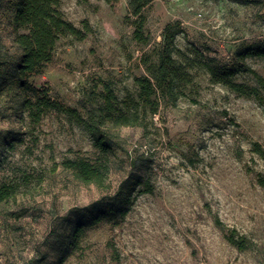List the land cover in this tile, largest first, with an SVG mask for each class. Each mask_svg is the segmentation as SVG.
I'll return each instance as SVG.
<instances>
[{"label":"rangeland","instance_id":"374dc122","mask_svg":"<svg viewBox=\"0 0 264 264\" xmlns=\"http://www.w3.org/2000/svg\"><path fill=\"white\" fill-rule=\"evenodd\" d=\"M18 1L0 0V132L16 141L11 152L0 148V182L31 180L0 206V264H264V159L253 151L264 152L262 107L193 70L175 104L159 94L157 112L146 111L142 126L112 131L109 190L79 184L61 163L93 158L89 136L53 110L32 123L25 94L8 90L19 54L12 33ZM60 10L92 32L61 37L29 83L83 116L101 103L103 83L119 100L136 98L134 77L157 65L168 27L177 49H196L222 66L264 44V0H148L145 44L133 38L129 0H61ZM246 63L264 77V58ZM236 80L251 83L247 75ZM118 189L130 197L125 217L90 225V206L117 207ZM78 221L84 234L72 246ZM232 231L245 249L228 242Z\"/></svg>","mask_w":264,"mask_h":264},{"label":"trees","instance_id":"16d2710c","mask_svg":"<svg viewBox=\"0 0 264 264\" xmlns=\"http://www.w3.org/2000/svg\"><path fill=\"white\" fill-rule=\"evenodd\" d=\"M106 3L116 0H104ZM245 1V0H233ZM148 0H129V9L136 17L133 38L139 43H147L144 36V17L142 11ZM61 0H19L12 21L13 40L18 49V58L10 62L13 76L8 84V90H16L25 94L22 107L27 111L32 123H38L42 115L49 110L64 115L67 120L90 138L95 156L93 158L76 157L64 159L61 166L68 171L73 179L84 186L93 185L99 191L107 192L110 188V153L112 150V131L121 127H139L143 125L146 111L155 114L158 110L157 95L168 99L172 103L184 96V89L192 83L193 70L204 69L213 83L222 84L240 96L254 99L264 110V77L250 68L246 61L252 58H264V44L249 45L244 51L236 55L231 66H222L212 59L205 58L198 50L177 49L174 40L175 33L166 28L164 44L161 49L158 63L148 66L147 75L134 77L137 96L127 94L119 100L113 89L103 83V91L99 94L101 103L93 105L85 116L77 109L67 106L49 95L47 88H36L29 83V77L37 74L51 62L55 46L64 36H72L77 40L84 39L92 32L87 21L76 27L65 19L60 10ZM180 58V62L177 58ZM238 75H247L251 83L237 82ZM16 141L12 140L9 132H0V148L11 152ZM255 153L264 159V152L254 146ZM4 160L0 162V166ZM31 177L27 174L21 178L0 182V206L16 201L24 189L30 184ZM264 187V179L259 180ZM151 191L146 186L143 193ZM118 200L117 207L100 202L90 206V225L113 219H123L130 206L128 194H121L118 189L115 194ZM222 227L219 220L215 221ZM85 224L78 221L70 235V245L77 244L83 236ZM228 242L238 249H245L244 238H235V232L227 236Z\"/></svg>","mask_w":264,"mask_h":264}]
</instances>
